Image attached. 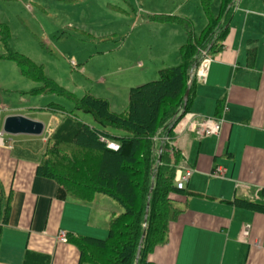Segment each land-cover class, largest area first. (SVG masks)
I'll list each match as a JSON object with an SVG mask.
<instances>
[{
  "label": "crops",
  "instance_id": "obj_1",
  "mask_svg": "<svg viewBox=\"0 0 264 264\" xmlns=\"http://www.w3.org/2000/svg\"><path fill=\"white\" fill-rule=\"evenodd\" d=\"M205 24L206 19L200 22ZM250 42L256 46L252 66L247 59ZM221 44L209 54L204 79L194 78L187 107L196 119H221L220 130L200 136L178 125L172 142L182 156L178 168L192 173L184 190L171 196L183 212L169 224L166 242L148 254L153 264H264V213L227 203L235 197L255 201L264 188V0H237ZM20 71L10 70L13 87L38 83L24 75L30 82H21ZM1 101L0 207L6 204L8 210L0 217V264H80L76 247L60 241V235L103 239L121 208L103 194L89 202L59 199L57 183L36 173L47 137L64 120L53 108L58 103L42 108L51 112L45 121L36 107H23V112ZM9 115L41 121L44 131L39 136L6 134L2 126ZM224 156L232 168L217 163ZM216 167L223 177L210 176Z\"/></svg>",
  "mask_w": 264,
  "mask_h": 264
},
{
  "label": "trees",
  "instance_id": "obj_2",
  "mask_svg": "<svg viewBox=\"0 0 264 264\" xmlns=\"http://www.w3.org/2000/svg\"><path fill=\"white\" fill-rule=\"evenodd\" d=\"M236 2L220 0L215 16L210 9L211 0H200L206 24L199 34L194 32L188 18L152 16L151 21L179 25L185 42L178 48L177 64L159 69L155 80L129 89L123 112L112 111L103 98L90 94L76 97L61 91L73 101L74 109L47 137L36 173L57 183L59 199L71 197L89 202L95 194H103L121 208L112 215L105 238L66 237L78 250L80 264H135L139 245L137 264H153L148 254L166 242L169 224L183 212L171 200L172 195L181 191L176 188L175 172L182 158L172 144L175 138L172 129L188 111L194 78L186 101L183 97L190 72L199 64L203 51L210 54L221 49ZM255 53V43H248L249 66L253 65ZM10 58L18 62L26 77L43 85L40 91H48V83L52 86L40 66L18 53ZM52 105L61 112L64 110L59 104ZM75 111L89 114L95 124L80 121ZM109 129L123 134H112ZM227 203L264 213V188L255 201L235 197ZM7 210L6 204L0 207L1 218Z\"/></svg>",
  "mask_w": 264,
  "mask_h": 264
},
{
  "label": "rangeland",
  "instance_id": "obj_3",
  "mask_svg": "<svg viewBox=\"0 0 264 264\" xmlns=\"http://www.w3.org/2000/svg\"><path fill=\"white\" fill-rule=\"evenodd\" d=\"M219 4L211 0L213 15ZM155 14L188 18L195 33L203 27L200 22L205 23L200 0H0V102L23 112V107H36V114L47 121L51 112L42 108L50 102L63 106V118L74 109L61 92L66 91L103 98L112 111L123 112L129 89L177 64L178 48L185 42L179 25L151 21ZM15 53L41 67L52 83L48 91H40L43 85L23 78L21 71V82H30L29 87L8 82L14 77L10 70L20 68L10 58ZM75 113L80 121L95 124L89 114ZM216 160L221 168H232L226 156Z\"/></svg>",
  "mask_w": 264,
  "mask_h": 264
},
{
  "label": "built area",
  "instance_id": "obj_4",
  "mask_svg": "<svg viewBox=\"0 0 264 264\" xmlns=\"http://www.w3.org/2000/svg\"><path fill=\"white\" fill-rule=\"evenodd\" d=\"M212 61V58L205 51L202 52V58L193 71L195 78L199 81H202L206 75L207 67L209 63ZM182 123V124H181ZM184 127L187 131L195 132L200 136L204 135H218L220 130L221 119L219 118H211V117H201L196 119L193 113L185 112L184 115L178 120L176 125L173 127V133L177 132L178 125ZM166 139V138H165ZM101 140H104L101 138ZM109 147L115 148L113 144H108ZM192 173V170L182 171L181 169H177L175 172V184L176 188L182 190L185 188V183L188 180ZM224 171L216 167L211 173L210 176L213 177H223ZM59 240L64 242L66 241V237L64 235H60Z\"/></svg>",
  "mask_w": 264,
  "mask_h": 264
},
{
  "label": "water",
  "instance_id": "obj_5",
  "mask_svg": "<svg viewBox=\"0 0 264 264\" xmlns=\"http://www.w3.org/2000/svg\"><path fill=\"white\" fill-rule=\"evenodd\" d=\"M192 77H193V73L190 72V79L187 84V89L183 97L184 101H186L188 97ZM2 131L10 135L25 134V135L39 136L44 131V124L41 121L32 120L23 115H9L4 119ZM144 221H146V215H145ZM142 239H143V235L140 239V243L142 242ZM139 254H140V245L138 246V249H137V253L135 257V264H137L138 262Z\"/></svg>",
  "mask_w": 264,
  "mask_h": 264
}]
</instances>
